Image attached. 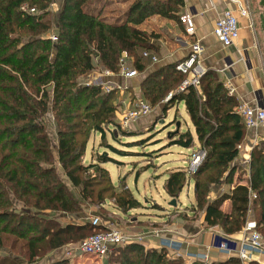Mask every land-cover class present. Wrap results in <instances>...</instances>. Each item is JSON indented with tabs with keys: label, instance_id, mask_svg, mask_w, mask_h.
Listing matches in <instances>:
<instances>
[{
	"label": "trees",
	"instance_id": "obj_1",
	"mask_svg": "<svg viewBox=\"0 0 264 264\" xmlns=\"http://www.w3.org/2000/svg\"><path fill=\"white\" fill-rule=\"evenodd\" d=\"M53 1L0 0V264L31 263L73 239L78 242L104 229L87 219L64 223L56 215L80 212L85 201L100 205L107 199L105 193L116 190L105 168L82 163L91 133L99 132L104 139L103 124H110L117 131L112 135L131 134L116 123L117 90L104 92L99 85L82 83L97 67L117 73L123 53L133 57L136 70L144 71L142 54L152 48L151 35L136 26L155 14L174 18L182 5V0H133L120 22H109L87 9L91 0H62L53 24L46 19ZM22 5L35 11H24ZM53 34L56 41L51 40ZM183 78L175 63L165 65L151 71L140 89L152 106L163 102L169 92L172 97L164 102L165 109L184 102L199 145L206 149L207 158L195 172L199 176L209 166L208 160L214 158L223 168L236 157L244 129L235 111L238 103L215 71L207 69L199 87L176 91ZM48 122L54 126V138ZM173 142L188 148L193 137L185 131L176 134ZM107 160L106 155L99 157ZM249 173L247 185L235 184L230 193L213 200L207 196L216 180L194 179L193 208L203 210L206 226H220L226 234L239 232L251 210L264 237V152L260 149L251 151ZM186 176L181 170L169 174L164 189L171 198L178 197ZM249 189L256 194L251 202ZM125 193L127 197L110 196L122 210L138 206L128 189ZM225 200L231 202L229 212L220 209ZM107 257L106 264H184L180 257H169L165 248L145 249L136 243L115 247ZM68 259L53 264H69ZM211 264L259 263H242L231 256Z\"/></svg>",
	"mask_w": 264,
	"mask_h": 264
},
{
	"label": "crops",
	"instance_id": "obj_2",
	"mask_svg": "<svg viewBox=\"0 0 264 264\" xmlns=\"http://www.w3.org/2000/svg\"><path fill=\"white\" fill-rule=\"evenodd\" d=\"M132 1L133 0H91L87 3V9L97 15L99 14V16L105 18L109 22H120ZM61 3L62 0H59V6H61ZM119 4L122 7L124 6L125 11L117 13L112 17V12L116 10L115 6ZM227 8L236 9V5L231 0H182V5L179 7L174 18H166L155 14L144 20L141 24H138L136 26L138 29L151 35V37H149V42L152 44V48L149 49L148 53L150 55H155L157 61L153 62L150 58L143 57V60L146 62V68L144 71L140 72L137 70L138 73L135 76L124 77L121 74L115 73L112 76L102 79L107 80V82L115 83L114 89L118 92V97L115 100V119L117 120V115H119V113H121L119 116L121 118L124 111L131 107L135 98L142 97L140 83L143 79H145L151 71L165 65L174 64L184 58L190 51V44L195 39L200 40L203 46V52L198 62L199 67L205 71L207 69H214L219 72L223 78L222 82L228 81L231 83L235 90V95L239 97V100L264 106V83L259 84V79L256 78L259 65L257 62L251 60L252 56L249 51L252 45V35L250 34V25L252 22L250 18L238 16L240 25L239 38L230 47H223L212 34L214 21L218 15ZM184 10L189 11L194 17L195 35L191 37L185 35L184 30H182L183 28H176V26H178L175 22L176 18ZM156 27H160L161 32L156 31ZM153 31H156L158 34L154 35L152 33ZM243 66H246V70H244ZM101 68L102 67H97L94 69L90 73L91 76L93 77L95 74L100 73L102 70ZM237 68H239V70ZM243 72H246L245 76L242 74ZM251 82L253 85H251ZM178 104H181L186 112L184 124L176 121V114L173 120L165 124L171 106L165 109L163 101L153 106L150 104L152 107L151 112L137 119L131 125V129L128 130H135V126H137L139 122L142 123L140 127L142 132L140 133L142 135L145 133L149 134L141 140L130 139L133 137L125 138V136L121 134H113L114 140L119 144L117 154L124 159L123 161L115 158H110L109 160L113 161L117 166L115 171L116 179L112 178L111 170L106 165L108 161L96 162L92 156L93 147L96 148L102 138L100 133L93 135L95 137L91 136V140L93 138L92 152L90 155H87L86 151L88 150L86 147L85 154L82 157L83 164L98 163L101 167L105 168L109 173L115 189L119 187L120 184L123 185L128 189L139 205L138 207L136 206L123 211H119L117 208L113 209L111 212L113 219L106 218L103 221L102 227L108 225L129 233L130 235L142 236L140 240L132 243L140 244L145 249L165 248L169 257H180L184 264H203L202 260L196 259V255L200 253L206 254L208 256L207 264H211L212 262L223 261L231 256H235L241 233L239 231L233 234H226L220 226H206L203 211L202 213L200 212L201 217L194 215V190L193 200L190 206H187L179 200L181 192L175 199L176 205L173 206L170 204L172 198L164 189L165 181L173 171L181 170L186 172L187 165L190 161V155L199 145L195 127L189 118L184 102L180 101L175 105L177 106ZM159 116L160 118H158ZM159 119H161L160 123H163L161 127H158ZM119 120L118 118L117 122ZM185 131H189L193 137V145L188 148L173 142L176 139V134ZM135 134H137V132L128 135L131 136ZM95 143L96 145L94 146ZM138 143H142L141 152L136 150ZM184 150L188 153L186 154ZM98 153L101 154L102 152L99 151ZM135 155H144L145 157L137 161L129 158ZM138 170H140V173H137ZM134 172V186L137 187L140 197L144 196L146 201L152 202L151 206H145V204L140 205L139 196L133 193L129 188V177H131ZM160 176L162 177V190L158 188L157 183V179ZM189 180L188 178V190L190 188ZM65 182L71 189L72 187L68 180L65 179ZM246 183L247 181L243 183V185H246ZM234 185L225 189V184H211L207 197L209 200H213L222 193H230ZM152 187L155 190L157 189L156 193H151ZM162 194H164L165 197L167 196L168 207L158 204L154 199ZM106 205L107 203L105 202L100 204V206L104 208H106ZM220 209L223 212H229L231 210L230 200H225L221 204ZM56 215L60 217L64 223H80L86 219L89 220L91 217V213H87L84 210L70 214L56 213ZM154 232L159 233L158 236L155 235ZM223 239L228 242L229 251L231 250L232 252L231 254L217 248V244ZM169 241H172L173 244L168 245ZM67 245L68 244H65L61 247H67ZM58 255L59 252L54 249L49 252L45 258H40L30 264H53L60 261V257H57ZM79 255L92 257V260L81 261L76 253L73 254V257L71 256L72 260L69 257V264H106L108 258H97L82 253ZM253 255L256 262L264 264V252H254ZM53 257L57 259H53Z\"/></svg>",
	"mask_w": 264,
	"mask_h": 264
},
{
	"label": "built area",
	"instance_id": "obj_3",
	"mask_svg": "<svg viewBox=\"0 0 264 264\" xmlns=\"http://www.w3.org/2000/svg\"><path fill=\"white\" fill-rule=\"evenodd\" d=\"M231 1L236 5V9H224L214 21L212 28L213 36L223 47H230L239 38L240 25L238 16L249 17L246 7L240 0ZM22 9L31 13L35 11L34 8L28 9L27 5H22ZM178 20L182 25L186 36L191 37L195 35L194 17L189 11L184 10L181 12L178 16ZM251 26L252 24L250 27ZM51 40H57L54 34L51 35ZM202 52L203 46L200 40L195 39L190 44V51L188 54L175 63V70L184 75V78L178 85L176 91H184L189 86L196 88L199 87L200 78L205 72V70L199 67L198 64ZM142 56L150 58L153 62L157 61V57L155 55H150L146 51L143 52ZM130 61V56H128L126 53H123L119 58V69L117 73L123 75L124 77L135 76L138 72L133 66H131V64H129ZM113 74L115 73L108 69H102L100 73L95 74L96 76L94 75L92 77L91 74H89L87 79H85L82 84L92 85L96 83L101 86L104 92H108L114 88L115 83L107 82V80L102 79L112 76ZM224 86L229 90V94H234L235 90L230 82L225 81ZM171 97L172 92H169L163 101L166 102ZM151 110V105L145 99L142 97L135 98L131 107L124 111L120 120L118 121L119 128L126 131L130 130L131 125L137 119L148 115ZM235 111L241 118L245 128H264V106L257 103L252 104L243 101L235 108ZM238 148L240 151L241 145H238ZM205 156L206 149L198 145L190 155V161L187 165L185 173H194ZM244 156L245 154L242 156L243 162L246 163L247 159L244 158ZM247 167L249 168V164ZM247 184L248 183H246V185ZM248 197L249 201L251 202V200L256 197L255 192L249 189ZM89 221L91 222L92 226H102L103 224L100 217L94 215H91ZM240 233L241 237L238 241L235 257H237L242 263L254 260V252H264V237L257 229V224L254 219L248 218L240 230ZM154 234L158 236L159 233L154 232ZM141 238L142 236L130 235L129 233H126L120 229L105 225L104 229L95 231L94 233L71 245V249H68L67 254L73 256V254H76L79 251L85 255L104 258L107 257L115 247H122L134 241H138ZM172 244V241L168 242V245ZM217 248L219 250L227 251L229 254L232 253L231 250L229 251L228 242L224 239L217 244ZM196 259L202 260L203 264H207L208 262V256L203 253L197 254Z\"/></svg>",
	"mask_w": 264,
	"mask_h": 264
},
{
	"label": "rangeland",
	"instance_id": "obj_4",
	"mask_svg": "<svg viewBox=\"0 0 264 264\" xmlns=\"http://www.w3.org/2000/svg\"><path fill=\"white\" fill-rule=\"evenodd\" d=\"M240 1L246 7V9L248 11L249 17H247V18H250V21L252 22V26L250 28L251 29L250 34L252 35V43H251L252 45H251V50H249V51H250L251 56H252L251 60L254 62H257V64L259 65V67L257 68L258 70L256 72V78L259 79V84H263L264 83V0H240ZM115 7H116V10H114L112 12L113 13L112 17H114L117 13H122L125 11L124 6L122 7V6H120V4L118 6H115ZM59 8H60L59 0H54L53 3L51 4V7H50V14H49V16L46 17V19L52 20L53 24L56 21V17H57ZM107 14H108V12H107ZM175 22H176V24H178V26H176V28H180V29L183 28L182 25L180 24L179 20H178V16H177ZM159 28H157L156 31L161 32V28L160 29ZM156 31H153L152 33L154 35L158 34ZM159 36H160V34H159ZM253 57H254V59H253ZM130 59H131V57H130ZM132 59H133V57H132ZM132 59L129 63V64H131V66L133 64ZM243 67H244V70H246V66H243ZM237 69L239 70V68H237ZM210 70L215 71L214 69H210ZM215 72L218 74L219 80L222 81L223 78H222L221 74L217 71H215ZM242 74L245 76L246 72H243ZM92 85H98V84L95 83ZM251 85H253L252 82H251ZM223 88L229 94V90L225 86H223ZM229 95H232V97H234V99L238 103V105L243 102L242 100H239V97L237 95H235V92H234V94H229ZM115 99H117V97ZM120 114L121 113H119V115H117V120H118V118L120 119V117H119ZM175 114L177 117L176 121L183 123L184 119H186V112L184 111V107L181 104H178L177 106L175 105V106L170 108L169 115H168V118L166 119L165 124L168 123L169 121L173 120ZM47 118H48V121H50L49 118H51V115L48 114ZM158 118H160V116ZM169 118H170V120H169ZM117 120H116V123H118ZM160 120L161 119L158 120V123H159L158 127H161L163 125V123H160ZM240 120H241V118H240ZM242 125H243V123H242ZM141 126H142V123L139 122V124L137 126H135V128H134L135 130L129 131L131 134L136 133V132H137V134L131 135V136L124 134L125 138L133 137L130 139H134V140H141L142 138H144L149 133H147V134L145 133L144 135H142L140 133V132H142V129L140 128ZM103 127H104V131H103L104 139L101 138V140H100L99 144L96 146V148L93 147V152H92L93 138L91 140V136L98 134L99 132L96 133L95 131H93L91 133L90 138H89V142L87 145V150H88V151H86L87 155H90L92 152V156L96 162H98L99 157H101L103 155H106L107 157H110L113 159L115 158V159H118L120 161H123L124 159L122 157H120L119 154H117V152H118L117 148L119 147L118 146L119 144L114 140L113 135L111 133V131H114L115 133H117L116 128L110 124L108 126L103 124ZM243 129H244L243 139L239 142V144L236 145V150H237L238 154L236 155V157L231 162L228 163V165L226 167H223V168L219 167L218 168V166L215 162V159L212 158V159L208 160L209 166L207 167V169H205L204 172L202 174H200L199 176H195V172L199 169V167L206 160V158H207V155H206L205 158L203 159V161L201 162V164L198 166L197 170L194 173L187 174L186 178L190 179L189 180L190 188L188 190L187 182H186V185L184 186V188L181 191V195H180V199H179L182 203L186 204L187 206H190V204L193 200L194 179L204 181V180H206V178L212 177L213 179L216 180V182L212 183L213 185L225 184V186H224L225 189H227L228 187H230L234 184H241L242 185L243 183H245L246 181L249 180L250 173H249V168L247 166L249 164L248 162H250L251 151L255 148L256 150L260 149L261 151L264 152V128L247 129L243 125ZM47 130L49 132V135L54 138L55 137L54 136L55 130H54V126L52 125V123L48 122ZM93 137H95V136H93ZM142 143L141 144L138 143V145L136 147V150L139 152L142 151V148H141ZM95 145H96V143L94 144V146ZM238 145H241L240 151H239ZM99 151H101L102 153L99 154L98 153ZM184 152L186 154L188 153L186 150H184ZM243 154H245L244 158L247 159L246 163L243 162V158H242ZM144 157H145L144 155H142V156L141 155H139V156L135 155L134 157H129V158H131L134 161H137V160L143 159ZM107 161L108 162L106 163V165L111 170L112 178L116 179L115 171H116L117 166L115 163H113V161H109V160H107ZM82 163H83V158H82ZM137 173H140V170H138ZM97 174L102 179H105V175H103L101 172H97ZM134 177H135V172L132 174L131 177H129V184H128L129 188L133 191V193H135L137 196H139L140 205L145 204V206H151L152 202L146 201V198L144 196L140 197V194L138 193L137 187L134 186ZM229 179H231V182H227ZM161 180H162V177L160 176L157 179V183H158V188L162 190ZM105 184H106L105 181H103V185H105ZM189 184H188V186H189ZM139 187H142V186H139ZM126 189H127L126 187H124L123 185L120 184L119 187H116V190H110L109 192L105 193L104 196L107 197V199L105 200V203H107L106 208H104L100 205H96L94 203H89L88 201H85L82 205V208H83L82 211L84 210L87 213H91V215L100 217L102 222L106 218L113 219V215L111 213L113 211V209L117 208V210H119V211H123V210L117 205L115 198L111 197L110 195H111V193H117V194L122 195V196L126 195V193H125ZM156 192H157V189L155 190L152 187L151 193L153 194ZM126 197H127V195H126ZM154 199L158 204H161L164 207L167 206V196L165 197L164 194H162L161 196L154 198ZM202 211L203 210H200V211L195 210L194 215L201 217ZM253 213L254 212L250 210V212H248V217L249 218L253 217L254 216ZM89 233L90 232H86V235H88ZM76 240L77 239H73L70 242H68L67 247H59L56 249L57 252H59V255L57 256V257H60L59 260H62L64 258L66 259L69 257L72 260L73 256L71 257L67 253H68V249H71V245L76 243ZM16 251H17V249H16ZM49 252H51V251H49ZM60 252H61V254H60ZM48 253H46L45 256ZM77 254H78V258L81 261L92 260V257L79 255L80 254L79 251L77 252ZM45 256L43 258H45ZM70 258L68 259L69 262H70ZM53 259H57V258L53 257ZM22 264H30V263H27L26 261H22Z\"/></svg>",
	"mask_w": 264,
	"mask_h": 264
},
{
	"label": "water",
	"instance_id": "obj_5",
	"mask_svg": "<svg viewBox=\"0 0 264 264\" xmlns=\"http://www.w3.org/2000/svg\"><path fill=\"white\" fill-rule=\"evenodd\" d=\"M171 205H176V200L174 198H172L171 202H170Z\"/></svg>",
	"mask_w": 264,
	"mask_h": 264
}]
</instances>
